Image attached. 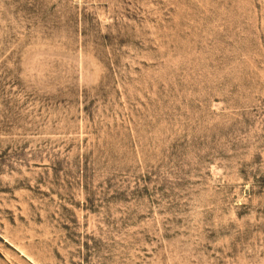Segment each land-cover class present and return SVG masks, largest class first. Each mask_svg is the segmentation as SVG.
Here are the masks:
<instances>
[{
  "label": "rangeland",
  "instance_id": "374dc122",
  "mask_svg": "<svg viewBox=\"0 0 264 264\" xmlns=\"http://www.w3.org/2000/svg\"><path fill=\"white\" fill-rule=\"evenodd\" d=\"M0 264H264V0H0Z\"/></svg>",
  "mask_w": 264,
  "mask_h": 264
}]
</instances>
